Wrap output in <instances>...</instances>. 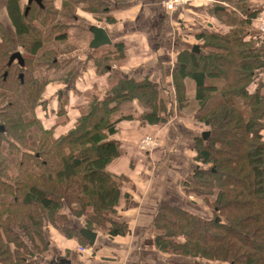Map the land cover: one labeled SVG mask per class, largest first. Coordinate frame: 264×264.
Returning a JSON list of instances; mask_svg holds the SVG:
<instances>
[{"label": "trees", "instance_id": "16d2710c", "mask_svg": "<svg viewBox=\"0 0 264 264\" xmlns=\"http://www.w3.org/2000/svg\"><path fill=\"white\" fill-rule=\"evenodd\" d=\"M2 1L14 34L0 20V264H60L50 226L88 245L83 230L101 227L108 237L129 232L116 208L127 178L106 167L122 154L113 138L117 123L163 126L174 102L180 109L187 103L185 78L194 83L191 116L208 135L194 139L201 166L180 184L186 200L193 195L211 213L203 216L180 203H163L153 217L155 246L208 264H264V95L258 84L252 87L264 66V34L251 20L259 9L250 0L213 2L222 6L207 10L217 28L195 25L198 49L175 52L169 102L160 97V84L146 75L124 78L111 72L102 97H93L67 128L56 130L68 122L65 91L49 94L43 75L67 65L72 77L75 60L65 56L86 40L64 52L43 46L68 39L73 26L91 34L94 21L84 26L73 10L83 7L94 20L96 15L111 20L106 16L110 0H64V8L51 11L50 26L45 27L48 0H25L24 5L21 0ZM113 44V50L100 54L99 47L91 49L96 73L107 72L110 61L122 58L123 45ZM16 51L22 64L8 63ZM132 101L141 111L123 114L122 105ZM44 112L56 114L54 125L44 127ZM80 217H85L82 228ZM46 257L53 262L44 261Z\"/></svg>", "mask_w": 264, "mask_h": 264}, {"label": "crops", "instance_id": "0c3cea01", "mask_svg": "<svg viewBox=\"0 0 264 264\" xmlns=\"http://www.w3.org/2000/svg\"><path fill=\"white\" fill-rule=\"evenodd\" d=\"M162 1L110 0L106 16L111 17V20L103 18L94 25L107 31L111 43L102 49L98 48L97 54L113 50V43L118 42L123 45V56L119 60L110 61L107 72L96 73L90 58L91 34L65 56L75 60V70L69 84L55 86L58 92L65 91V106L68 111V122L59 125L56 130L67 128L81 107L93 97H102L111 72L124 78L146 75L160 84V97L166 103L169 102L168 98L174 91L171 79L175 52L196 45V36L193 35L195 25L217 28L211 22L207 10L213 5L214 10L221 9L222 6L213 4L215 0H192L178 6L174 11H168ZM250 5L259 9V13H264V0H250ZM252 30L251 26L250 31L253 32ZM262 43L264 48V39ZM185 79L187 103L180 109L174 102L168 121L163 126L143 125L136 120L117 123L113 138L119 141L122 154L106 167L110 172L127 178L121 187L122 195L116 208L118 217L128 224L129 232L120 237H108L105 232L94 230V243L81 244L91 249L82 253L77 250L80 245L78 241L66 238L56 230L52 234L56 239L53 245L56 262L66 264L61 260H69V264H208L202 259L159 251L154 243L156 230L153 217L157 209L163 203L182 198L181 180L189 177L194 169L201 166L195 159L192 145L205 127L191 116L195 103L194 83L190 78ZM256 84L260 94L264 95V66L257 70L252 87ZM120 110L125 115L136 116L141 107L132 101L124 103ZM52 116L53 119H42L44 127L56 123V114L53 113ZM145 134L157 136L159 146L149 151L139 150L137 140ZM123 195L127 198H123ZM189 198L188 203L193 200ZM77 224L82 228L83 222L79 221ZM53 260L52 257L44 258L48 263Z\"/></svg>", "mask_w": 264, "mask_h": 264}, {"label": "rangeland", "instance_id": "374dc122", "mask_svg": "<svg viewBox=\"0 0 264 264\" xmlns=\"http://www.w3.org/2000/svg\"><path fill=\"white\" fill-rule=\"evenodd\" d=\"M211 1V0H210ZM3 2V1H2ZM26 3V1L25 0H21V5H24ZM49 4V5H48ZM64 0H48V2H46V7H47V11H46V14H45V16L48 18V21H46V24L44 25V27L45 26H47V25H49L50 26V24H49V22H50V20L49 19H51L52 18V16L54 15L51 11H56L57 12V10H59V9H63L64 8ZM85 6H87V5H85ZM51 9V10H50ZM168 11H174V10H168ZM73 12L79 17V20H81L82 21V24L85 26L86 24H87V22H89V21H94V23L95 24H97V23H99V19H100V17L99 16H95L96 18L95 19H98V20H94L93 19V17H92V15H90L89 13H85V9H83V7H80V8H76V9H74L73 10ZM55 16H56V14H55ZM263 18V19H262ZM103 19V17L101 16V19L100 20H102ZM254 19H256V20H260V22L263 24V26H264V13H256V15H255V17L253 18V19H251V20H254ZM0 20L4 23V25L6 26V28L10 31V33L12 34V36H13V34H14V31H13V29H12V24H11V22H10V20H9V18H8V16H7V12H6V10H5V8H4V6H2V3H0ZM55 20H57L56 22H58V21H60L61 20V18L59 17V15L58 16H56V19ZM72 22H74V21H72ZM254 22H255V20H254ZM76 23H78L77 21H76ZM74 25H76V24H74ZM73 26V25H72ZM78 25L75 27V26H73L70 30H69V38L67 39H65L63 42H61V41H57V40H54V41H47L46 43H45V45L43 46V50L45 49H47V48H49V47H55L56 46V48H58V50H59V52H64V51H67V50H69L70 48H72L74 45H75V43H76V41H78V40H87V38H88V34H85V32H82V31H80L78 28ZM76 28V29H75ZM48 40V39H47ZM63 43H68L69 44V48L68 47H64V46H61V45H63ZM105 46H107V45H101L100 47H99V49H102L103 47H105ZM42 47V46H41ZM40 50H41V48H40ZM39 50V51H40ZM114 64V63H113ZM42 69H44V67L42 68ZM73 69V68H72ZM47 70V69H46ZM46 70L44 71V72H46ZM71 70V67L70 66H67V65H64L63 66V68H62V66H57V67H55L54 68V70H51V71H53V72H50V73H47L46 72V75H43V76H45L46 77V80L48 81V83L47 84H45L46 86V90L47 91H51L52 93H53V91H55L56 90V88H55V84L57 83V84H69L68 83V81H69V79H71V77L70 78H68L69 77V75H70V73H68L69 71ZM63 76H65L66 78H64ZM65 81H67V83L65 82ZM50 109V106L48 105V107H47V109H46V111H48ZM45 114H46V119L47 118H49V117H51L52 119L54 118L52 115V113H46V112H44ZM42 113H39V115H41ZM38 115V116H39ZM37 116V117H38ZM39 118V117H38ZM150 136V134H145L144 136H141L137 141L138 142H140L142 139H144L145 137H149ZM152 136H154V135H152ZM154 137H156V139H157V136H154ZM159 141V140H158ZM159 146V142H157V147ZM156 148V147H155ZM154 148V149H155ZM189 196H191V195H189ZM183 198H180V199H174L175 201L174 202H176V203H180V204H182L184 207H187L186 209H190V210H192V211H194V210H197L198 212L197 213H200L201 215H203V216H206L207 214H209V213H211L210 212V210L205 206V205H203L202 204V202L198 199V198H196V197H194L193 195H192V198L193 199H196V201H197V203L198 204H196L195 206H192V205H190V202L188 203V201L185 199V196H182ZM188 199V198H187ZM189 199H191V198H189ZM173 201V200H172ZM200 204V205H199ZM85 217H80L79 219V221L82 223V222H84V219ZM98 228V230L100 231V232H105L104 231V228H101V227H97ZM56 233V230L52 227V226H50V231H49V234H50V241L52 242V244L54 245L55 244V241H56V239L55 238H53V235L52 234H55ZM77 242V241H76ZM85 249L84 251H82V253H84L85 251H87V250H90L91 248H86L84 245H78V247H77V250L78 249ZM80 251V250H79Z\"/></svg>", "mask_w": 264, "mask_h": 264}, {"label": "water", "instance_id": "95a60500", "mask_svg": "<svg viewBox=\"0 0 264 264\" xmlns=\"http://www.w3.org/2000/svg\"><path fill=\"white\" fill-rule=\"evenodd\" d=\"M28 3H30L31 1H35L36 3H39L40 0H26ZM28 9V7H26L25 11ZM89 31L91 32L92 38L91 40H89V46L94 49L97 48L101 45H106V44H110L111 43V39L107 33V31L102 28L101 26H96V25H92L89 26ZM198 46L194 45L192 47V50H197ZM20 53L19 52H14L10 55L8 63L13 62L14 60L18 61L20 64H22V59L20 58ZM0 129H2V126H0ZM203 139H206L208 132L207 131H203L201 134ZM83 237L85 238V240L92 245L95 241L96 238V232L95 231H91V230H83ZM62 263H66L69 264V260H61Z\"/></svg>", "mask_w": 264, "mask_h": 264}, {"label": "built area", "instance_id": "2783aa9c", "mask_svg": "<svg viewBox=\"0 0 264 264\" xmlns=\"http://www.w3.org/2000/svg\"><path fill=\"white\" fill-rule=\"evenodd\" d=\"M192 0H163L162 1V5L167 9V10H175L178 6H181L183 4H187L189 2H191ZM263 19V18H262ZM255 20V27L256 29L264 34V26L263 24L260 22V20ZM157 142L158 140L156 139V137L154 136H149V137H145L144 139H142L140 142H138L137 147L139 150L141 151H149L154 149L155 147H157ZM190 198H192L191 196H189ZM88 248V247H87ZM81 252L84 251L85 249H79Z\"/></svg>", "mask_w": 264, "mask_h": 264}]
</instances>
